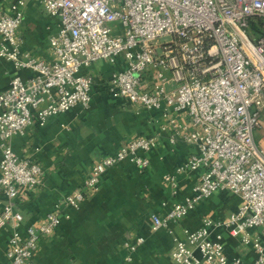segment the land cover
<instances>
[{
    "label": "built area",
    "instance_id": "built-area-1",
    "mask_svg": "<svg viewBox=\"0 0 264 264\" xmlns=\"http://www.w3.org/2000/svg\"><path fill=\"white\" fill-rule=\"evenodd\" d=\"M43 1L60 20L50 37L52 61L22 48L25 1L9 10L0 2V59L33 72L15 75L0 91V188L6 197L0 224L13 228L5 264H36L39 241L81 207L88 190L99 188L108 168L125 160L140 170L150 167L147 153L158 138L135 137L96 163L83 186L58 201L42 223L21 230L24 216L16 201L44 183V170L21 157L11 138L52 115L87 107L94 80L82 69L120 59L125 66L111 74L109 93L157 112L173 142L196 149L177 169L199 172L192 195L165 217L154 214V230L218 191L240 198L227 218L206 215L200 228L185 229L173 264H247L241 255L228 254L226 233L251 245L254 264H264V148L255 138L264 109V0ZM164 179L177 189L175 175ZM144 241L140 236L130 248Z\"/></svg>",
    "mask_w": 264,
    "mask_h": 264
},
{
    "label": "crops",
    "instance_id": "crops-1",
    "mask_svg": "<svg viewBox=\"0 0 264 264\" xmlns=\"http://www.w3.org/2000/svg\"><path fill=\"white\" fill-rule=\"evenodd\" d=\"M17 1L0 0L6 10ZM24 1V20L18 30L22 48L39 59L52 61L50 37L58 30L59 17L47 11L43 0ZM123 66L120 59L117 64L99 60L84 67L82 73L94 80L87 107L78 105L52 115L46 124L36 123L10 140L21 157L31 158L44 170V183L36 190L24 191L16 201L24 216L21 230L25 232L28 226L42 223L58 201L83 186L94 165L107 155L135 137L158 138V145L147 153L149 168L140 170L125 160L105 171L99 188L88 190L81 207L72 210L69 219L39 241L36 264H173L176 242L186 238L185 229L200 228L206 215L227 218L240 203L233 193L218 191L184 217L154 230V214L165 217L176 203L192 195L199 172L177 169L196 149L183 140L173 142L169 133L162 131L157 112L109 93L111 74ZM17 74L28 78L33 72L0 59V91L8 88ZM263 115L264 111L261 119ZM258 129L256 142L264 148V143L260 144L263 133ZM165 174L175 175L177 189L164 179ZM5 203L0 188V214ZM12 232L11 225L0 224V264L7 261ZM140 236L145 241L132 250L130 245ZM226 249L232 257L241 255L247 264L255 262L257 254L251 245L242 244L240 238L229 233Z\"/></svg>",
    "mask_w": 264,
    "mask_h": 264
},
{
    "label": "rangeland",
    "instance_id": "rangeland-1",
    "mask_svg": "<svg viewBox=\"0 0 264 264\" xmlns=\"http://www.w3.org/2000/svg\"><path fill=\"white\" fill-rule=\"evenodd\" d=\"M264 111V110H263ZM259 129L262 131V133L263 134H261V136L263 135V137H262V139H261V142H260V144H262L263 145V143H264V115H263V118H262V122H261V125L259 126ZM258 129V130H259ZM258 140V139H257ZM256 140V141H257ZM218 193V192H217ZM235 195V194H234ZM237 196V195H236Z\"/></svg>",
    "mask_w": 264,
    "mask_h": 264
}]
</instances>
